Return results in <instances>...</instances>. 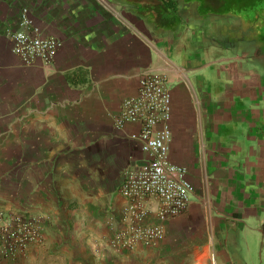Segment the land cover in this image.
<instances>
[{"label": "crops", "instance_id": "crops-1", "mask_svg": "<svg viewBox=\"0 0 264 264\" xmlns=\"http://www.w3.org/2000/svg\"><path fill=\"white\" fill-rule=\"evenodd\" d=\"M22 6L60 42L48 63L11 50ZM144 71L193 192L156 245L114 251L123 171L145 160L114 118ZM0 211L42 232L7 264H264V0H0Z\"/></svg>", "mask_w": 264, "mask_h": 264}, {"label": "built area", "instance_id": "built-area-1", "mask_svg": "<svg viewBox=\"0 0 264 264\" xmlns=\"http://www.w3.org/2000/svg\"><path fill=\"white\" fill-rule=\"evenodd\" d=\"M11 50L22 64L33 60L50 62L60 42L51 36H42L29 17V9L22 6L18 29L10 35ZM171 96L163 74L144 71L138 78L137 92L125 97L114 118L116 128L125 123L138 125L129 137L139 144L145 160L122 174L119 191L127 199L122 208L123 225L108 240L114 251L132 248L136 244L156 245L163 237L161 222L181 213L188 205L193 186L186 178V168L169 160L171 137L169 118ZM156 201L151 210L147 198ZM153 212L157 222L146 223ZM42 241L39 220L17 212L0 211V264L17 253H23L31 244Z\"/></svg>", "mask_w": 264, "mask_h": 264}]
</instances>
